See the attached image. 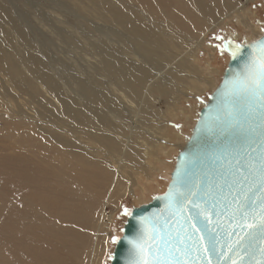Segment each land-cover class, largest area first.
Instances as JSON below:
<instances>
[{
  "label": "rangeland",
  "instance_id": "374dc122",
  "mask_svg": "<svg viewBox=\"0 0 264 264\" xmlns=\"http://www.w3.org/2000/svg\"><path fill=\"white\" fill-rule=\"evenodd\" d=\"M110 1L156 33L159 54L112 18ZM184 1L0 0V264H109L131 207L164 190L234 46L264 31V0L203 11ZM134 50L143 82L130 107L113 98L104 63L136 62ZM89 88L115 109L93 103L106 121L87 127L71 110L88 113ZM92 126L108 146L85 140Z\"/></svg>",
  "mask_w": 264,
  "mask_h": 264
},
{
  "label": "water",
  "instance_id": "95a60500",
  "mask_svg": "<svg viewBox=\"0 0 264 264\" xmlns=\"http://www.w3.org/2000/svg\"><path fill=\"white\" fill-rule=\"evenodd\" d=\"M261 40L264 31L258 38L234 46L232 53L237 55L230 54L217 86L200 108L184 146L174 158L164 190L131 207L114 242L109 264H131L137 258L130 241H142L143 260L149 264H208L209 259L211 264H232L233 260L258 264L264 260L258 250L264 248V239L259 235L253 249H249L254 250L253 255L241 249L229 250L238 239L237 235H229L236 228L232 220L236 204L250 200L257 217L262 211L264 100L259 94L246 96L238 103L235 118L216 119L219 90L242 71L254 51L248 45ZM178 180L189 185L195 182L202 197L199 203L214 213L208 225L219 241L214 251L205 250L209 232L203 231V223L193 226L191 217L195 213L187 207L182 210L166 198Z\"/></svg>",
  "mask_w": 264,
  "mask_h": 264
},
{
  "label": "snow or ice",
  "instance_id": "6c2138e0",
  "mask_svg": "<svg viewBox=\"0 0 264 264\" xmlns=\"http://www.w3.org/2000/svg\"><path fill=\"white\" fill-rule=\"evenodd\" d=\"M239 47L237 46V48ZM248 47L254 51L242 71L231 80L225 81L224 87L219 90L217 120L235 118L239 110L238 103L246 96L259 94V98L264 100V40L254 42ZM232 55L235 57L237 53L233 52ZM262 165H264V160H262ZM261 174L264 176V166L261 168ZM166 198L178 205L182 210L187 207L195 213L191 217L195 222L193 226L195 227L199 223L204 224L203 231L209 232L208 246H206L205 250L214 251L219 241L208 227L212 223L211 216L214 213L209 212L206 205L202 206L199 203L202 197H200V191L195 182L189 185L186 181L178 180L173 184L169 193L166 194ZM261 208V214L257 217L250 200L240 201L236 204L232 212V220L236 228L229 235H237L238 239L235 245L230 247V251L235 248L241 249L247 255L254 254V250L249 251V249H253L258 235L260 239H264V202H262ZM201 217H203V220H201ZM258 219L259 223H257ZM197 231H201V229L197 228ZM240 233H243V235H240ZM113 239L117 238L114 237ZM130 243L133 245V252L137 257L131 261V264H149L148 261L143 260L144 247L142 241H130ZM258 250L260 255L264 257V248H259ZM208 264H211L210 259ZM232 264H243V262L242 260H233ZM258 264H264V260L259 261Z\"/></svg>",
  "mask_w": 264,
  "mask_h": 264
},
{
  "label": "bare ground",
  "instance_id": "6f19581e",
  "mask_svg": "<svg viewBox=\"0 0 264 264\" xmlns=\"http://www.w3.org/2000/svg\"><path fill=\"white\" fill-rule=\"evenodd\" d=\"M165 1V0H164ZM190 1L189 5L197 10L203 11L206 8H208V6L210 5V3H213L215 0H188ZM157 2V1H156ZM155 2V3H156ZM187 2V1H186ZM186 2L183 0V4L182 6H184L186 4ZM172 3V2H171ZM181 3V2H179ZM107 7L111 10V16L114 20H117L121 25L124 26V28H126L128 30L129 33H131V35L133 36V38L135 39V41L138 42H144L146 44H149V49L147 50L150 53L153 54H159L158 48L161 47L160 42L158 41L157 35L156 33H154L153 31H150V29L143 25V24H139L137 22H135L132 17L130 16V11L128 9V7L126 5L123 4H115L114 2L110 1L106 3ZM128 5V4H127ZM158 6V5H157ZM165 6V5H164ZM159 7V6H158ZM151 8V7H150ZM162 8V7H161ZM160 9V8H159ZM190 9V8H189ZM153 10V9H152ZM158 10V8H157ZM162 10V9H160ZM165 10V9H164ZM149 11V10H148ZM163 11V10H162ZM161 11V12H162ZM170 12V11H169ZM162 13H167V12H162ZM161 13V14H162ZM158 14V13H157ZM171 14V13H170ZM160 15V13H159ZM184 15V14H183ZM155 16H157L155 14ZM177 16V15H176ZM162 17V16H161ZM179 17V16H178ZM159 18V17H158ZM157 18V19H158ZM170 18V17H169ZM145 19L146 16H145ZM156 19V20H157ZM161 19V18H159ZM169 21V20H168ZM223 20H219L217 18H214L212 20V23H210L207 26V23L204 21L206 27L204 29H202L203 31L201 32V39L197 38L195 40L196 41V45L200 46L202 44L203 41V37L205 36L206 32L211 30L212 28L215 27V25H218L219 23H221ZM162 22V21H160ZM164 22V21H163ZM167 22V21H166ZM175 22V20H174ZM169 23V22H168ZM154 24V23H153ZM165 25V24H164ZM172 28L174 26H171ZM168 28V27H167ZM175 31V30H174ZM253 31L255 32V30L253 29ZM252 31V32H253ZM164 33V32H163ZM254 34V33H253ZM163 35V34H162ZM165 35L166 32H165ZM171 35V34H168ZM203 36V37H202ZM173 37V36H171ZM176 38V37H175ZM174 39V38H173ZM256 39V38H255ZM254 40V39H251ZM249 40V41H251ZM248 42V41H247ZM129 53H132L131 55H134V57L136 58V62L132 61L129 62L127 60L124 59V61H118L116 62L115 60L109 59L107 62L104 63V67L108 72V75L110 77V79L113 81L114 83V88H113V93L115 94V96H113V98L119 99L120 101H124V103H127V105H129L131 107V105L133 104V101L130 100L128 97L132 96L134 94H136L138 92V86L143 82V76L140 73V63L138 62V58L140 59V54H138V52L134 51H130ZM145 53V52H144ZM146 55V54H145ZM30 58V57H29ZM129 58V57H128ZM138 62V64H137ZM6 63L8 64V62L6 61ZM8 65H11L10 63ZM39 67V66H38ZM177 71V70H176ZM79 83V82H78ZM80 88L82 89V87L80 86ZM86 87L84 86V89ZM85 91V90H84ZM86 92V91H85ZM87 96H86V100H88V102H92V103H88L87 101V110L88 113L86 115H84L81 111V109L78 108V106L75 109L71 110V115L72 118L76 121H80L83 123V125L85 126H89L90 124L94 125V122H96L97 120H104L106 121L104 115L99 111V109L94 106L93 103H98L100 105L104 106V110L110 109V110H114L115 109V105L114 102L110 99V97L101 95L93 90H91L89 88V91H87ZM112 93V94H113ZM111 94V95H112ZM110 95V96H111ZM117 104V103H116ZM126 107V106H125ZM113 113V112H112ZM78 123V122H77ZM98 123V122H97ZM91 126V125H90ZM83 136L85 137L86 141H90L94 144L99 143V144H103V145H107L109 144V142H111V139L107 136L104 135L99 128H96V126H92L84 129L83 130ZM188 137V136H187ZM77 140H81L82 137L80 136L76 138ZM113 142V140H112ZM185 144V143H184ZM114 145V144H113ZM145 146V144H144ZM184 146V145H183ZM106 147V146H105ZM182 148V147H181ZM145 149V148H144ZM105 150V149H104ZM146 150V149H145ZM70 152V151H69ZM79 156V154H78ZM121 157L123 158L124 155ZM55 170V169H54ZM73 172V171H72ZM39 175V174H38ZM74 175V174H73ZM28 177V175H27ZM69 177V176H68ZM25 178V177H24ZM24 180V179H23ZM92 196V195H91ZM83 199V198H82ZM85 199V198H84ZM91 199V198H90ZM41 203V202H40ZM39 203V204H40ZM44 203V202H43ZM42 203V204H43ZM39 204H37L39 206ZM43 207V205H42ZM39 208V207H37ZM14 209V208H13ZM1 210V209H0ZM41 209H37V211H40ZM15 212V211H14ZM13 213V212H12ZM10 212V214H12ZM16 213V212H15ZM41 213V212H40ZM40 213L38 212V215H40ZM8 214V213H7ZM1 215V214H0ZM13 217L15 214H12ZM11 215V216H12ZM8 216V215H7ZM16 217V216H15ZM8 218V217H7ZM10 218V216H9ZM17 218V217H16ZM11 220V219H9ZM17 220V219H16ZM11 221H14L13 219ZM26 229V228H24ZM3 253V252H2ZM1 253V254H2ZM0 254V255H1Z\"/></svg>",
  "mask_w": 264,
  "mask_h": 264
},
{
  "label": "trees",
  "instance_id": "16d2710c",
  "mask_svg": "<svg viewBox=\"0 0 264 264\" xmlns=\"http://www.w3.org/2000/svg\"><path fill=\"white\" fill-rule=\"evenodd\" d=\"M124 209V208H123Z\"/></svg>",
  "mask_w": 264,
  "mask_h": 264
}]
</instances>
